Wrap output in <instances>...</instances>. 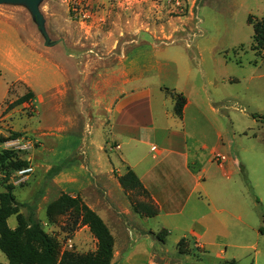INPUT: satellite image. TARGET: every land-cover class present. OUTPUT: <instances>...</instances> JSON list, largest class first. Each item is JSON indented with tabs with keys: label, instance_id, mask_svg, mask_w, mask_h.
<instances>
[{
	"label": "rangeland",
	"instance_id": "1",
	"mask_svg": "<svg viewBox=\"0 0 264 264\" xmlns=\"http://www.w3.org/2000/svg\"><path fill=\"white\" fill-rule=\"evenodd\" d=\"M263 16L264 0L1 1L0 193L4 185L13 186L18 214L37 222L56 241L59 255L63 251L94 252L96 240L75 212L59 215L47 211L63 194L54 185L55 174L80 157H65L58 152L55 116L47 113L54 105L49 109L41 106L49 93L40 85L33 90L21 79L23 59L30 62L33 77L39 81L46 57L53 68L62 64L73 71L74 66L69 67L62 53L82 52L94 57L111 50L128 57L145 55L146 61L156 55L191 68L195 89L198 84H206L207 99L218 112L214 115L202 105L205 118L195 134L208 149L225 155L227 162L233 161L232 173L226 178L221 170L228 167L227 162L218 167L208 150H197L194 169L205 170L201 176L206 179L204 188L211 202L196 190L188 212L170 219L171 233L164 237V248L173 253L179 236L185 234L187 238L179 247L182 255H178L177 248L175 254L182 264H264V235L259 232L264 229V55L252 48L253 23ZM18 41L27 48L21 50L23 59H17L19 67L13 55ZM90 60L84 57L82 65L91 63L95 73L104 70L103 63ZM172 66L162 69L161 79L166 83L175 79ZM145 82L151 83L153 108L158 110L159 79L147 74ZM80 83L81 90L86 91V83ZM28 92L34 98L15 106L18 97ZM75 109L83 116L79 102ZM99 139L95 132L94 144ZM90 150L96 152L95 147ZM4 151H9L11 157L2 161ZM14 161H27L28 166L14 171ZM127 193L131 209L134 203L145 200L137 191ZM211 206L221 213L206 218L207 231L200 240L206 247H201L187 230L195 217ZM7 223L15 228V216ZM121 251V245L116 247L117 254ZM5 263L6 257L0 252V264Z\"/></svg>",
	"mask_w": 264,
	"mask_h": 264
},
{
	"label": "crops",
	"instance_id": "2",
	"mask_svg": "<svg viewBox=\"0 0 264 264\" xmlns=\"http://www.w3.org/2000/svg\"><path fill=\"white\" fill-rule=\"evenodd\" d=\"M14 49L15 66L19 67L17 59H23L21 50L27 48L18 41ZM101 54L93 57L82 52L62 53L66 56L62 58L70 62L69 67L74 66L70 72L62 64L53 68L46 57L47 65L43 67L39 81L33 77L30 62L23 59L21 79L33 90L40 85L49 93L41 106L49 109L54 105L47 113L55 116L58 152L65 157L69 154L80 157L79 161L62 167L55 174L54 185L63 194L79 197L106 224L114 239L111 264H182L175 255L176 248L169 253L164 248V240L171 233L168 230L170 219L188 212V204L196 190H201L204 200L211 202L204 188L206 179L201 176L205 170L194 167L198 162L197 150H208L212 158L217 152L208 149L205 142H199L200 137L195 133L205 118L202 105L208 106L214 115L218 109L207 99L205 83L198 84L195 89L191 68L163 61L156 55L146 61L145 55L128 57L111 50ZM84 57L97 60L90 62L103 63L104 70L95 73L90 62L87 68L84 67ZM168 64H173L171 68L175 75L170 83L161 79L162 69ZM147 74H154L159 79L156 85L161 96L158 110L153 108L151 83L145 82ZM80 82L86 83V91L81 90ZM167 90L184 96L186 102L181 117L173 113L174 102ZM78 102L83 116L75 109ZM79 116L84 122L82 126ZM95 132L100 137L96 144L93 141ZM91 147H95V153ZM81 155L84 162H81ZM232 162L229 160L228 167L225 165L221 170L226 178L232 173ZM128 169L134 172L155 204L156 216L141 217L132 211L128 193L118 182V177ZM216 212L221 213L214 206L207 208L188 227V235L195 237L201 247H206L200 243L207 231L206 218ZM219 220L223 224V219ZM161 231L167 232L163 241L156 238ZM179 237L176 245L187 238L185 234ZM120 245L122 251L117 254L115 249Z\"/></svg>",
	"mask_w": 264,
	"mask_h": 264
},
{
	"label": "trees",
	"instance_id": "3",
	"mask_svg": "<svg viewBox=\"0 0 264 264\" xmlns=\"http://www.w3.org/2000/svg\"><path fill=\"white\" fill-rule=\"evenodd\" d=\"M253 50L261 52L264 55V16L253 23ZM172 98L173 113L177 117L182 116L185 98L181 94L168 91ZM34 98L32 92L14 102V105H21ZM11 157L9 151H4L1 160L5 161ZM28 166L27 161H14L12 168L14 171L21 170ZM118 182L125 192H136L145 199L142 202L132 205L136 215L152 218L157 215L158 210L150 199L149 195L142 187L141 182L133 171L128 169L125 174L118 177ZM48 213L65 214L69 211L76 213L82 225L89 229V232L96 240V249L94 252L85 254L74 251H63L58 254L57 243L51 238L42 227L32 218L25 220L18 209L13 195V186L4 185V191L0 193V252L6 257L5 264H111L114 253V239L108 227L97 214L88 208L79 197H70L67 194H61L59 198L49 205ZM15 216L17 225L11 229L7 220ZM260 234L264 235V229H259ZM164 233V234H163ZM163 235L166 231H161L156 235L159 241H163ZM183 243L181 239L177 245L178 255H182L179 247ZM221 264H236L234 261L223 262Z\"/></svg>",
	"mask_w": 264,
	"mask_h": 264
},
{
	"label": "built area",
	"instance_id": "4",
	"mask_svg": "<svg viewBox=\"0 0 264 264\" xmlns=\"http://www.w3.org/2000/svg\"><path fill=\"white\" fill-rule=\"evenodd\" d=\"M227 157L223 154L217 153L213 156L214 162L217 164L218 167L223 166L227 162ZM27 172L26 170H22L21 173Z\"/></svg>",
	"mask_w": 264,
	"mask_h": 264
},
{
	"label": "water",
	"instance_id": "5",
	"mask_svg": "<svg viewBox=\"0 0 264 264\" xmlns=\"http://www.w3.org/2000/svg\"><path fill=\"white\" fill-rule=\"evenodd\" d=\"M1 1H4V2H5V1H9V2H11V1H16V0H0V2H1Z\"/></svg>",
	"mask_w": 264,
	"mask_h": 264
}]
</instances>
